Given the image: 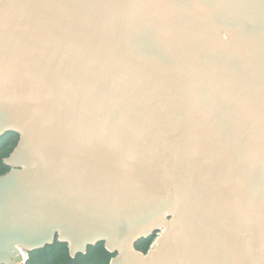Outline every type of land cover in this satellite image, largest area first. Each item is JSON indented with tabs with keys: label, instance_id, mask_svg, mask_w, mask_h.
Listing matches in <instances>:
<instances>
[{
	"label": "water",
	"instance_id": "obj_1",
	"mask_svg": "<svg viewBox=\"0 0 264 264\" xmlns=\"http://www.w3.org/2000/svg\"><path fill=\"white\" fill-rule=\"evenodd\" d=\"M7 133L0 264H264V0H0Z\"/></svg>",
	"mask_w": 264,
	"mask_h": 264
},
{
	"label": "trees",
	"instance_id": "obj_2",
	"mask_svg": "<svg viewBox=\"0 0 264 264\" xmlns=\"http://www.w3.org/2000/svg\"><path fill=\"white\" fill-rule=\"evenodd\" d=\"M18 141V136L7 133L0 138V176L8 172V168L2 163L14 150ZM153 240V236L142 239L135 244V250L146 254ZM113 255L104 249L103 243L88 247L85 254H78L71 258L67 246L54 242L43 249L27 254L24 264H109Z\"/></svg>",
	"mask_w": 264,
	"mask_h": 264
},
{
	"label": "bare ground",
	"instance_id": "obj_3",
	"mask_svg": "<svg viewBox=\"0 0 264 264\" xmlns=\"http://www.w3.org/2000/svg\"><path fill=\"white\" fill-rule=\"evenodd\" d=\"M23 257L25 258V255H23Z\"/></svg>",
	"mask_w": 264,
	"mask_h": 264
},
{
	"label": "built area",
	"instance_id": "obj_4",
	"mask_svg": "<svg viewBox=\"0 0 264 264\" xmlns=\"http://www.w3.org/2000/svg\"><path fill=\"white\" fill-rule=\"evenodd\" d=\"M21 264H24V262H22Z\"/></svg>",
	"mask_w": 264,
	"mask_h": 264
},
{
	"label": "rangeland",
	"instance_id": "obj_5",
	"mask_svg": "<svg viewBox=\"0 0 264 264\" xmlns=\"http://www.w3.org/2000/svg\"><path fill=\"white\" fill-rule=\"evenodd\" d=\"M22 263V262H21Z\"/></svg>",
	"mask_w": 264,
	"mask_h": 264
}]
</instances>
